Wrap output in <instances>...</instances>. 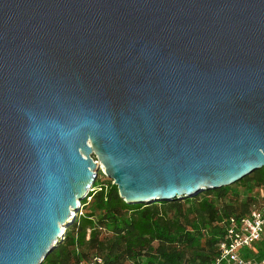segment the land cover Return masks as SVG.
Masks as SVG:
<instances>
[{"label":"water","instance_id":"95a60500","mask_svg":"<svg viewBox=\"0 0 264 264\" xmlns=\"http://www.w3.org/2000/svg\"><path fill=\"white\" fill-rule=\"evenodd\" d=\"M101 167L128 204L264 169V0H0V264H42Z\"/></svg>","mask_w":264,"mask_h":264},{"label":"trees","instance_id":"16d2710c","mask_svg":"<svg viewBox=\"0 0 264 264\" xmlns=\"http://www.w3.org/2000/svg\"><path fill=\"white\" fill-rule=\"evenodd\" d=\"M102 174L93 184L100 188L88 193L89 201L81 200L82 214H76L42 264H69L93 256L102 264H206L218 251L225 220L246 212L264 187L261 168L239 180L244 192L222 186L195 197L128 204L115 184L99 181ZM252 255L264 258V237Z\"/></svg>","mask_w":264,"mask_h":264},{"label":"built area","instance_id":"2783aa9c","mask_svg":"<svg viewBox=\"0 0 264 264\" xmlns=\"http://www.w3.org/2000/svg\"><path fill=\"white\" fill-rule=\"evenodd\" d=\"M95 159V157H93ZM103 168L99 171L102 172ZM103 173V172H102ZM112 181V180H111ZM99 186H92L89 192ZM252 195L255 192L251 193ZM87 200L90 196L87 194ZM82 204L78 211L82 214ZM264 237V187L261 189L258 199L254 201L248 210L240 215H230L224 222V234L218 243L216 255L206 264H264V258L258 260L252 255L255 245ZM249 252V255L246 254ZM69 264H102L100 257L93 256L88 260L71 262Z\"/></svg>","mask_w":264,"mask_h":264},{"label":"rangeland","instance_id":"374dc122","mask_svg":"<svg viewBox=\"0 0 264 264\" xmlns=\"http://www.w3.org/2000/svg\"><path fill=\"white\" fill-rule=\"evenodd\" d=\"M101 169V168H100ZM101 172V171H100ZM100 172H98V174L100 173ZM100 180L99 181H102V182H105V183H112V181H111V179L110 178H108V177H106L104 174H102V175H100ZM243 186H244V183L243 182H241V183H239V181H236V182H234V183H232V184H230V185H227L226 187H228V189H230V190H233V191H238V192H244L243 190ZM204 191H202V192H200L199 194H201V193H203ZM253 192H255V191H253ZM195 197V196H194Z\"/></svg>","mask_w":264,"mask_h":264},{"label":"bare ground","instance_id":"6f19581e","mask_svg":"<svg viewBox=\"0 0 264 264\" xmlns=\"http://www.w3.org/2000/svg\"><path fill=\"white\" fill-rule=\"evenodd\" d=\"M101 168H103V167H101Z\"/></svg>","mask_w":264,"mask_h":264}]
</instances>
